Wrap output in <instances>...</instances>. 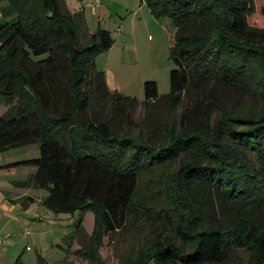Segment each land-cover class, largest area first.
I'll return each mask as SVG.
<instances>
[{
    "label": "trees",
    "instance_id": "1",
    "mask_svg": "<svg viewBox=\"0 0 264 264\" xmlns=\"http://www.w3.org/2000/svg\"><path fill=\"white\" fill-rule=\"evenodd\" d=\"M144 2L176 32L169 94L147 81L141 101L111 90L97 70L96 56L114 39L109 30L90 33L83 10L71 11L66 0H0V99L9 107L0 113V153L38 147V158L11 166L37 168L27 185L48 190L54 212L78 213L75 231L94 213L93 253L137 212L167 222L175 238L149 241L134 264H243L233 259L241 249L247 264H264L259 4ZM143 179L163 184L158 211L144 212L136 198Z\"/></svg>",
    "mask_w": 264,
    "mask_h": 264
},
{
    "label": "rangeland",
    "instance_id": "2",
    "mask_svg": "<svg viewBox=\"0 0 264 264\" xmlns=\"http://www.w3.org/2000/svg\"><path fill=\"white\" fill-rule=\"evenodd\" d=\"M95 1L66 0V4L73 11H84L90 33L100 28L110 31L114 39L112 47L95 58L96 68L106 74L109 88L143 101L144 83L155 81L160 96L169 94V77L174 68L171 46L176 32L172 19L155 15L144 0H102L100 7L95 6ZM257 2L260 11L253 22L264 28L261 14L264 0ZM1 5L10 7L4 1ZM258 101L257 107H264V100ZM245 104L247 106L249 101ZM183 108L178 110V116ZM8 110L0 99V113L6 114ZM145 111L143 105L134 111L136 124L144 120ZM39 156L37 146L11 149L0 153V165ZM15 169L11 173L0 169V224L11 220L2 233L0 264H39V259L44 264H134L149 241L175 238L167 222L162 224L158 218L145 213H130L125 227L102 237L100 245L94 247V254L91 245L96 228L94 213L87 212L82 227L75 231L78 213H56L48 208L45 200L49 191L27 185L31 175ZM154 185L143 179L138 187L136 198L138 202L144 200V212L147 207L158 211L164 206L166 197L158 195V191L164 193L163 184ZM32 196L37 199H30ZM233 259L247 264L250 253L245 249L237 250Z\"/></svg>",
    "mask_w": 264,
    "mask_h": 264
},
{
    "label": "crops",
    "instance_id": "3",
    "mask_svg": "<svg viewBox=\"0 0 264 264\" xmlns=\"http://www.w3.org/2000/svg\"><path fill=\"white\" fill-rule=\"evenodd\" d=\"M69 8V7H68ZM70 9V8H69ZM71 10V9H70ZM71 11H73V10H71ZM75 11H77V10H75ZM32 146H36V145H32ZM24 148V147H23ZM38 148V147H37ZM8 158H10V157H8ZM15 163H17V162H8V163H5V165H0V166H6L7 168H5L7 171H9L8 173H11V172H13V169L14 168H16L15 170H17V169H21V171L23 172V171H25L26 172V174L27 175H31V176H33L35 173H36V171H37V168L36 167H33V166H20V167H13V166H11L12 164H15ZM28 170H30V171H28ZM22 183V182H21ZM30 199H32V200H35V199H37V197L35 196H32V197H30ZM11 222V220H9V222L7 221V222H5L4 224H0V233L2 234V233H4L5 232V228H6V226L9 224ZM3 235V234H2Z\"/></svg>",
    "mask_w": 264,
    "mask_h": 264
},
{
    "label": "built area",
    "instance_id": "4",
    "mask_svg": "<svg viewBox=\"0 0 264 264\" xmlns=\"http://www.w3.org/2000/svg\"><path fill=\"white\" fill-rule=\"evenodd\" d=\"M101 3H102V0H96L95 1V6L96 7H100L101 6ZM3 242H4V239L0 233V247L3 245Z\"/></svg>",
    "mask_w": 264,
    "mask_h": 264
}]
</instances>
